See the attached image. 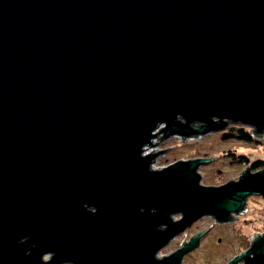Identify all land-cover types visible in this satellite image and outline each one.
Returning <instances> with one entry per match:
<instances>
[{"label":"water","instance_id":"water-1","mask_svg":"<svg viewBox=\"0 0 264 264\" xmlns=\"http://www.w3.org/2000/svg\"><path fill=\"white\" fill-rule=\"evenodd\" d=\"M231 125L264 137V0H0V264H182L209 227L161 249L245 215L264 168L206 186L213 159L147 147Z\"/></svg>","mask_w":264,"mask_h":264},{"label":"rangeland","instance_id":"rangeland-1","mask_svg":"<svg viewBox=\"0 0 264 264\" xmlns=\"http://www.w3.org/2000/svg\"><path fill=\"white\" fill-rule=\"evenodd\" d=\"M240 127L231 125L228 131L232 132V128ZM222 134L223 132H212L199 138L186 140L181 137H171L158 143L162 137L160 134L153 140V144H158L147 147L146 153L165 150L156 158L152 166L155 169L166 167L179 160L213 159L214 162L203 164L199 169L202 176L201 183L206 186H220L232 180L236 181L240 177L241 172L247 167L233 163L231 154L245 155L250 160L264 162V137L259 141L255 138L261 143H244L235 138L223 140ZM263 223L264 197L251 196L248 199L246 214L240 216L237 221L219 224L212 217H204L173 239L166 248L161 249L159 257L173 253L182 246L184 238L188 242L190 237L209 227L200 246L186 255L182 264H228L249 246L250 236L264 232Z\"/></svg>","mask_w":264,"mask_h":264},{"label":"trees","instance_id":"trees-1","mask_svg":"<svg viewBox=\"0 0 264 264\" xmlns=\"http://www.w3.org/2000/svg\"><path fill=\"white\" fill-rule=\"evenodd\" d=\"M231 130L233 133H235L238 136L235 139H238L241 142H244V143H253V142L261 143V142H258L252 136L251 130H248L247 128L240 127V128H236V129L232 128ZM231 157H232V159H234L233 163L243 165L245 167H250L253 172L259 171L262 168H264V162L262 160H254L253 161V160H250V158L246 157L245 155L238 156L235 153L231 154Z\"/></svg>","mask_w":264,"mask_h":264},{"label":"flooded vegetation","instance_id":"flooded-vegetation-1","mask_svg":"<svg viewBox=\"0 0 264 264\" xmlns=\"http://www.w3.org/2000/svg\"><path fill=\"white\" fill-rule=\"evenodd\" d=\"M249 246H250V245H249ZM249 246H248L246 249H244V250H247V249L249 248ZM244 250H243V251H244ZM47 258H48V256H45V259H47Z\"/></svg>","mask_w":264,"mask_h":264}]
</instances>
